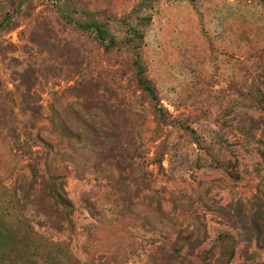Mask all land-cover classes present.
I'll return each mask as SVG.
<instances>
[{"label":"rangeland","instance_id":"374dc122","mask_svg":"<svg viewBox=\"0 0 264 264\" xmlns=\"http://www.w3.org/2000/svg\"><path fill=\"white\" fill-rule=\"evenodd\" d=\"M0 264H264V0H0Z\"/></svg>","mask_w":264,"mask_h":264},{"label":"trees","instance_id":"16d2710c","mask_svg":"<svg viewBox=\"0 0 264 264\" xmlns=\"http://www.w3.org/2000/svg\"><path fill=\"white\" fill-rule=\"evenodd\" d=\"M99 39H100V41L104 42L106 40V35L103 34V36H101ZM114 43H115V40L113 39L111 41V45L114 44ZM139 84L143 88V90H145L149 94L150 98L153 101L158 102V97L156 95L155 88H153L149 84V82L143 77V71H140ZM159 111L161 113V116H163V110L162 109H159Z\"/></svg>","mask_w":264,"mask_h":264}]
</instances>
